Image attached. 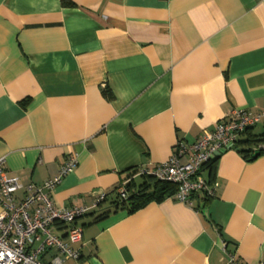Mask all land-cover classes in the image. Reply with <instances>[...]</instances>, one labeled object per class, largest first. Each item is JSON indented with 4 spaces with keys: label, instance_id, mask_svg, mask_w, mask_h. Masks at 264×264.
<instances>
[{
    "label": "crops",
    "instance_id": "0c3cea01",
    "mask_svg": "<svg viewBox=\"0 0 264 264\" xmlns=\"http://www.w3.org/2000/svg\"><path fill=\"white\" fill-rule=\"evenodd\" d=\"M234 109L264 110V0H0V157L42 185L75 154L59 207L107 193L63 264L264 263V154L249 146L203 167L213 197L115 205Z\"/></svg>",
    "mask_w": 264,
    "mask_h": 264
},
{
    "label": "built area",
    "instance_id": "2783aa9c",
    "mask_svg": "<svg viewBox=\"0 0 264 264\" xmlns=\"http://www.w3.org/2000/svg\"><path fill=\"white\" fill-rule=\"evenodd\" d=\"M262 118L264 110L251 113L234 109L209 133L191 144L178 142L168 160L153 169L137 172V176L152 175L176 184L177 190L172 196L185 203L191 204L200 193L205 198L213 197L217 183L204 178L203 167L234 149L244 132ZM77 164V156L70 154L58 173L44 184L23 185L19 176L9 172L6 158L0 157V264H63L66 259L80 258L83 228L77 220L99 208L107 193L100 194L90 205L57 206L52 191ZM129 181L115 188L120 198L127 197ZM22 188L26 192L18 197L17 192ZM58 226L65 229L64 235ZM53 250L50 259H46L47 253Z\"/></svg>",
    "mask_w": 264,
    "mask_h": 264
},
{
    "label": "trees",
    "instance_id": "16d2710c",
    "mask_svg": "<svg viewBox=\"0 0 264 264\" xmlns=\"http://www.w3.org/2000/svg\"><path fill=\"white\" fill-rule=\"evenodd\" d=\"M247 134L246 138H240L235 146L236 149L239 146L245 145L249 146L247 148H242L241 153L246 159L253 160L264 154V132L260 135H255L247 129L244 134ZM211 160L206 165L210 163L214 164ZM142 182L139 184L138 189L135 191H130L126 198H120L118 202L115 203L116 206L128 209L130 212H134L138 209L145 207L152 201H161L167 197H171L175 194L177 190L176 184L163 181L155 178L152 175H142ZM131 185V184H130Z\"/></svg>",
    "mask_w": 264,
    "mask_h": 264
}]
</instances>
